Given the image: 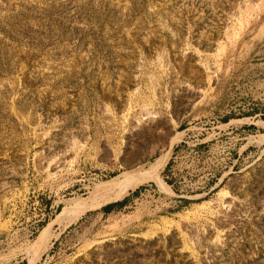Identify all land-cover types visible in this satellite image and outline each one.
<instances>
[{"label": "rangeland", "instance_id": "1", "mask_svg": "<svg viewBox=\"0 0 264 264\" xmlns=\"http://www.w3.org/2000/svg\"><path fill=\"white\" fill-rule=\"evenodd\" d=\"M50 225L35 264H264V0H0V264Z\"/></svg>", "mask_w": 264, "mask_h": 264}, {"label": "bare ground", "instance_id": "2", "mask_svg": "<svg viewBox=\"0 0 264 264\" xmlns=\"http://www.w3.org/2000/svg\"><path fill=\"white\" fill-rule=\"evenodd\" d=\"M169 159V153L164 154L163 156L156 159L147 168H136L132 171H128L117 177L116 179L108 182L101 187L107 190L106 195L100 204H107L123 199L128 195L129 191H133L139 186L150 183V182H163L161 179V170L166 165ZM144 167V166H143ZM99 187V186H98ZM97 189V188H96ZM103 189V190H104ZM106 192V191H104ZM103 193V192H102ZM95 198L91 199L93 202ZM98 202V201H97ZM97 204V205H100ZM96 206L93 203L73 201L70 203V206L66 207L61 214L57 217L56 221H66L68 224H71L79 216L84 213L85 210H90V208ZM51 225L43 232L40 238L33 244V259L32 264H35L37 260L40 259L41 255L49 248V243H51L52 234L50 233Z\"/></svg>", "mask_w": 264, "mask_h": 264}, {"label": "trees", "instance_id": "3", "mask_svg": "<svg viewBox=\"0 0 264 264\" xmlns=\"http://www.w3.org/2000/svg\"><path fill=\"white\" fill-rule=\"evenodd\" d=\"M127 201H128V199H125L123 202H121V203H114V204H110L109 206H107L106 208H105V210L106 211H109L110 209H112V208H115V207H121V206H123V205H125L126 203H127Z\"/></svg>", "mask_w": 264, "mask_h": 264}, {"label": "water", "instance_id": "4", "mask_svg": "<svg viewBox=\"0 0 264 264\" xmlns=\"http://www.w3.org/2000/svg\"><path fill=\"white\" fill-rule=\"evenodd\" d=\"M115 202H117V201H115Z\"/></svg>", "mask_w": 264, "mask_h": 264}]
</instances>
